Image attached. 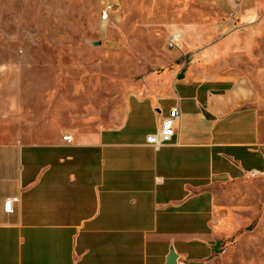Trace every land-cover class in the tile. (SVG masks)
<instances>
[{"label":"crops","instance_id":"obj_1","mask_svg":"<svg viewBox=\"0 0 264 264\" xmlns=\"http://www.w3.org/2000/svg\"><path fill=\"white\" fill-rule=\"evenodd\" d=\"M222 49L194 52L218 73L173 67L128 96L117 126L70 142L24 141L22 114L0 107V264H210L227 228L218 188L264 173L251 86ZM173 107L174 138L148 145Z\"/></svg>","mask_w":264,"mask_h":264},{"label":"rangeland","instance_id":"obj_2","mask_svg":"<svg viewBox=\"0 0 264 264\" xmlns=\"http://www.w3.org/2000/svg\"><path fill=\"white\" fill-rule=\"evenodd\" d=\"M215 45L251 86L264 138V0H0V107H17L27 142L114 127L128 96L158 91L173 67L218 73L197 54ZM217 202L227 228L210 264H264V173Z\"/></svg>","mask_w":264,"mask_h":264},{"label":"built area","instance_id":"obj_3","mask_svg":"<svg viewBox=\"0 0 264 264\" xmlns=\"http://www.w3.org/2000/svg\"><path fill=\"white\" fill-rule=\"evenodd\" d=\"M101 18L107 20L109 18L108 9H105L101 13ZM180 36L177 33L171 34L169 38V47L173 48L178 45ZM179 117V108L173 107L169 114L164 118L159 130L155 133L149 134L146 137V143L154 148H159L168 144L174 138L176 134V122ZM65 141L70 142L72 137L65 135L63 137ZM256 172H252V175ZM19 201V197H11L5 201V211L10 213L12 211V205Z\"/></svg>","mask_w":264,"mask_h":264},{"label":"water","instance_id":"obj_4","mask_svg":"<svg viewBox=\"0 0 264 264\" xmlns=\"http://www.w3.org/2000/svg\"><path fill=\"white\" fill-rule=\"evenodd\" d=\"M175 258H176V256H175L174 252H171L169 257H168V264L174 263Z\"/></svg>","mask_w":264,"mask_h":264}]
</instances>
